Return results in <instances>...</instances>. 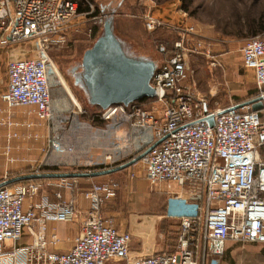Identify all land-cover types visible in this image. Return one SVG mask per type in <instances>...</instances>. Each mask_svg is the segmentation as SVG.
I'll use <instances>...</instances> for the list:
<instances>
[{"label": "built area", "instance_id": "built-area-1", "mask_svg": "<svg viewBox=\"0 0 264 264\" xmlns=\"http://www.w3.org/2000/svg\"><path fill=\"white\" fill-rule=\"evenodd\" d=\"M82 1L85 10L78 12L75 0H0V46L32 42L35 49L32 57L6 62V88L0 99L8 109L30 108L39 124L53 118L48 74L56 70L49 51L64 46L78 31L80 22H73L75 17L102 24L101 14L92 16L96 0ZM142 19L149 32L165 29L178 35L170 52L164 44L158 47L166 60L152 77L155 96L148 99L163 106L161 114L136 101L128 108L111 106L99 115L109 120L121 114L133 126L150 130L152 143L148 146L155 145L140 159L144 177L151 186L164 183L178 188L168 197L167 216L177 221L173 251L130 259L131 234L119 231L114 220L101 213L102 205L116 196L118 184L102 181L83 192L90 206L72 247L63 253L51 252L47 246L57 239L44 237V222L70 219L74 200L50 203L43 197L24 209V201L39 192L40 184L32 181L0 187V264H106L119 260L126 264H211L224 254L227 242L264 243V213L256 210L264 202V160L257 157L264 148V121L259 111L250 105L230 106L225 111L206 108L204 96L195 95L186 84V56L203 49L198 40H189L200 36L194 26L149 12ZM205 56L210 65H216L210 50ZM241 58L244 68L254 72L258 94H264V33L245 41ZM208 114L213 115L212 126L204 119ZM14 137L17 134H8L7 140ZM50 149L60 150L59 142L49 139L45 151ZM25 230L31 241L22 244Z\"/></svg>", "mask_w": 264, "mask_h": 264}, {"label": "rangeland", "instance_id": "rangeland-1", "mask_svg": "<svg viewBox=\"0 0 264 264\" xmlns=\"http://www.w3.org/2000/svg\"><path fill=\"white\" fill-rule=\"evenodd\" d=\"M75 1L84 7L82 0ZM147 12L173 23L181 21L193 25L194 30L201 36L189 37L190 42L194 39L198 40L201 44L200 48L203 49L200 50L201 53H189L186 56L188 66L186 84L195 95L204 96L206 108H215L212 101L216 94L214 98L209 99L210 95L206 93L212 89L215 78L226 79L228 83L231 82L234 85L236 77L238 87L242 85L245 68L242 63L241 48L248 38L264 33L262 30L252 32L254 26L264 23V0H123L117 14L116 32L123 36L135 51L154 50L161 53L158 49L159 45L164 44L170 49L178 35L175 31L165 29L147 31L142 19ZM95 14L100 15V12L96 9L92 16ZM73 22H80L78 31L74 32L64 46L49 51L56 70L55 73L48 74L51 111L54 115L48 123H45V126L50 139L59 142L62 157L51 154L54 149H50L46 153L47 157L40 164L25 168L15 173V176L29 173H87L103 170L131 160L152 143L150 130L133 126L131 121L121 114L102 122L89 117L99 114V111L98 109L93 111L84 106L66 75V69L70 64L80 60L82 52L94 40L100 26L87 17L84 19L75 17ZM95 30L97 32L93 35ZM207 50H210L212 59L217 61L216 65H210V58L205 56ZM161 54L162 62H164L166 56ZM34 55L35 49L32 42L0 46V84L4 83L5 65L9 59ZM254 86L259 90L256 83ZM66 88L77 105L74 104ZM140 105L147 110L154 108L157 115H160L163 109L161 104L152 103L150 100L142 101ZM259 114L264 119V108ZM96 134L97 136L99 134H120L121 136V143L116 147L110 146L109 154L98 149L99 156H105L108 162L106 165L92 161L93 151L97 147L91 145V137ZM132 174L137 175V225L133 227L129 220L109 217L114 220L116 228H118L116 223L122 221L127 223L125 227L127 232H130V229L137 230V247L155 243L160 248L158 252L172 251L176 244L177 221L167 216L168 197L171 190L177 191L178 188L176 186L171 188L164 183L151 186L144 177L140 159L121 169L122 181L128 177L132 178ZM102 176L38 178L40 180L34 182L40 184L38 194L49 195L57 202H68L71 199L74 200L77 195L83 196V192L88 190L92 183L102 182ZM110 181L117 182L118 189L120 188L119 180ZM105 204L101 207L102 215ZM222 258L223 255L210 263L221 264ZM108 264H126V261H112Z\"/></svg>", "mask_w": 264, "mask_h": 264}, {"label": "crops", "instance_id": "crops-1", "mask_svg": "<svg viewBox=\"0 0 264 264\" xmlns=\"http://www.w3.org/2000/svg\"><path fill=\"white\" fill-rule=\"evenodd\" d=\"M165 15L171 16L168 14ZM171 48L169 49L167 47V51H170ZM242 79L244 82L238 87V80L236 77L234 78V85L231 84V82L228 83L226 79L221 80L220 78H215L216 81H213L214 84L211 86L212 89L206 91V93L210 95L209 99L216 94V97L214 96L215 98L213 97L214 99L212 101L215 108L210 110L217 108L225 109L230 106L239 105L258 95L259 92L254 86V72L251 69L245 68V74ZM6 81L5 68V80L3 85L0 84V94L6 88ZM217 84L218 87L215 88ZM66 89L68 90V88ZM68 93L71 99L77 103L73 99L69 90ZM260 118L264 121L263 117L260 116ZM26 124H30V126H27ZM8 134H17V137L7 140ZM120 137V134H99L98 136L96 134L95 136H92L91 145L97 147L95 148V151H93L92 161H96V164H108L105 156H99V152L97 151L99 149L100 151H105V153L109 154L110 146L116 147L121 143ZM49 139L50 136L48 130L46 131L45 124H39L30 108L8 109L5 103L0 99V181H2L4 177L9 179L12 178L15 176V173L20 172L25 168H32L33 166L40 164L47 157V152L45 150ZM7 146L9 148L8 152H6ZM51 154H54L57 157H62V152L59 150H54ZM257 157L260 160H264V148H261L258 151ZM110 180H119L120 188L118 189L115 198H111L106 202L103 215L129 220L131 226L135 227L137 225V175H134L132 178L128 177L123 181L121 170L102 176V181ZM43 197H46L50 203L57 202L51 196L40 193L32 198H27L23 203V208H31L39 203ZM89 206L90 204L87 199L81 194L77 195L74 199L73 215L70 219L65 221L46 220L44 222V237L48 241L53 237L57 239L55 244H49L47 246L49 251L63 253L72 247L75 237L80 232L81 222L89 209ZM256 210L264 213V202L260 203ZM126 224L127 223L118 221V223H116L118 227L117 229L126 232ZM33 228L35 229L37 226L35 225ZM134 230L135 231H132V229H130L131 233L129 232L131 234V241L129 244L130 259H134L141 255L162 253L158 252L160 251V248L155 243H147L137 247V230ZM30 241V235L25 230L20 243L25 244ZM109 262L112 261H108L106 264ZM221 264H264V243L227 242Z\"/></svg>", "mask_w": 264, "mask_h": 264}, {"label": "water", "instance_id": "water-1", "mask_svg": "<svg viewBox=\"0 0 264 264\" xmlns=\"http://www.w3.org/2000/svg\"><path fill=\"white\" fill-rule=\"evenodd\" d=\"M123 0L117 2L96 0L97 10L102 16V24L94 40L84 49L80 60L70 64L66 75L72 87L80 96L87 109L105 113L111 106L128 108L130 104L144 98H153L155 88L151 81L154 73L162 65V54L135 51L131 44L116 32V19ZM264 94L256 95L238 106L250 105L253 111L263 107ZM224 109L222 111H225ZM213 125V115L204 118ZM155 144L148 146L138 156L116 166L87 173H29L14 176L0 182V187L24 179L36 178H77L99 176L119 171L141 159Z\"/></svg>", "mask_w": 264, "mask_h": 264}, {"label": "trees", "instance_id": "trees-1", "mask_svg": "<svg viewBox=\"0 0 264 264\" xmlns=\"http://www.w3.org/2000/svg\"><path fill=\"white\" fill-rule=\"evenodd\" d=\"M97 9V8H96ZM85 10V8L84 7H82V6H80L79 5V8H78V12H81V11H84ZM259 30H262V31H264V23L263 24H260L259 26H254L253 28H252V32H256V31H259ZM97 32V30H95L94 31V33H93V35H95V33ZM264 90V89H263ZM149 101V99L148 98H144V99H141V100H139V101H137L139 104L142 102V101ZM209 109V108H208ZM259 113H260V111H259ZM92 120H100L101 122L103 121L101 118H100V115L99 114H96L95 116H89ZM99 167H100V165H99ZM14 177V176H13ZM38 180H40V179H38V178H36V179H24V180H21V181H17V182H12V183H9L8 184V186H14V185H16V184H21V183H28V182H32V181H38ZM173 251V250H172ZM172 251H169V252H167V253H170V252H172ZM224 255V254H223Z\"/></svg>", "mask_w": 264, "mask_h": 264}, {"label": "bare ground", "instance_id": "bare-ground-1", "mask_svg": "<svg viewBox=\"0 0 264 264\" xmlns=\"http://www.w3.org/2000/svg\"><path fill=\"white\" fill-rule=\"evenodd\" d=\"M74 102V101H73ZM75 105H77V103L74 102Z\"/></svg>", "mask_w": 264, "mask_h": 264}]
</instances>
